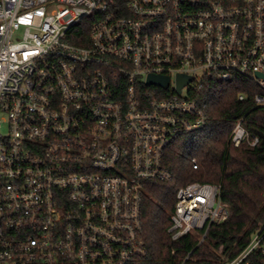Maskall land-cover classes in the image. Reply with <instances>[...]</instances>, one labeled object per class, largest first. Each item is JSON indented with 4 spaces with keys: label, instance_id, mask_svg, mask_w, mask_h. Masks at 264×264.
Instances as JSON below:
<instances>
[{
    "label": "built area",
    "instance_id": "1",
    "mask_svg": "<svg viewBox=\"0 0 264 264\" xmlns=\"http://www.w3.org/2000/svg\"><path fill=\"white\" fill-rule=\"evenodd\" d=\"M234 78L264 91V0H0V264L143 258L146 184L206 127L205 84ZM228 142L258 139L241 118ZM228 216L219 185L189 183L168 233L198 247ZM219 264H264V222Z\"/></svg>",
    "mask_w": 264,
    "mask_h": 264
},
{
    "label": "trees",
    "instance_id": "2",
    "mask_svg": "<svg viewBox=\"0 0 264 264\" xmlns=\"http://www.w3.org/2000/svg\"><path fill=\"white\" fill-rule=\"evenodd\" d=\"M257 94L264 96V91L240 78L205 84L201 100L207 104L208 123L167 149L164 161L173 172L171 182L146 184L141 209L146 255L130 264H180L189 252L185 264H219L222 257L240 251L264 222V108L255 107ZM241 118L246 131L258 139L254 147L228 142ZM193 182L219 185L229 205L227 220L212 226L198 247L194 235L172 241L168 233L176 191Z\"/></svg>",
    "mask_w": 264,
    "mask_h": 264
},
{
    "label": "water",
    "instance_id": "3",
    "mask_svg": "<svg viewBox=\"0 0 264 264\" xmlns=\"http://www.w3.org/2000/svg\"><path fill=\"white\" fill-rule=\"evenodd\" d=\"M190 78L184 76H177L176 78V92L180 93V90L183 86L190 82ZM148 84L158 85L160 87H166L168 84V79L165 77H154L150 76Z\"/></svg>",
    "mask_w": 264,
    "mask_h": 264
}]
</instances>
